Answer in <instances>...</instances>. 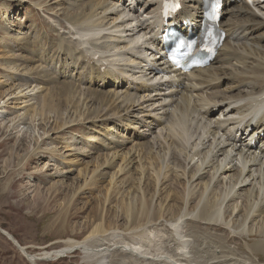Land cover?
Here are the masks:
<instances>
[{"label": "bare ground", "instance_id": "obj_1", "mask_svg": "<svg viewBox=\"0 0 264 264\" xmlns=\"http://www.w3.org/2000/svg\"><path fill=\"white\" fill-rule=\"evenodd\" d=\"M41 1L29 4L66 23L62 32L49 21L68 61L65 70L54 66L53 71L68 83L45 87L43 79L52 85L56 78L47 66L23 65L12 57L6 68L18 84L6 96L0 93V114L11 102L22 103L25 112L9 121L14 127L35 129L34 119L43 112L54 124L62 120V134L76 127L95 132L102 138L93 136L91 142L107 151L104 158L86 162L91 165L85 170L70 166L50 177L64 183L77 172L66 186L84 196L106 179L119 189L132 188L128 194L140 197V204L123 200L124 208L115 211L122 232L95 218L82 240L67 239L49 252H25L0 232L31 264L76 251L93 264H264V0H223L220 26L227 38L209 67L190 73L166 62L159 35L165 26L183 22L185 34L198 32L203 0H181L182 9L166 24L160 19L162 0ZM24 40L25 50L33 52L30 39ZM83 65L78 83L89 80L96 89L82 91L76 84L72 70ZM99 123L113 134H102ZM111 126L129 138L114 136ZM45 132L31 157L57 152L66 158L57 144L42 149L53 135L58 140V132ZM72 141L64 148L79 157L78 140ZM23 145L20 140L17 146ZM95 150L81 156L100 152ZM240 239L242 244L234 243Z\"/></svg>", "mask_w": 264, "mask_h": 264}, {"label": "rangeland", "instance_id": "obj_2", "mask_svg": "<svg viewBox=\"0 0 264 264\" xmlns=\"http://www.w3.org/2000/svg\"><path fill=\"white\" fill-rule=\"evenodd\" d=\"M17 1L18 0H0V93L6 96L8 93L13 92L15 90L14 86L18 84V81H11L10 78L12 74H9V70L6 68L9 64L5 63L7 60H12V57L15 56L16 59L19 57L18 59L20 61L17 62H21L23 65L33 67L42 64L52 71L53 75L56 77L53 81L54 84L51 85V82H45V79H43L42 84L45 87L68 83L65 78L57 77L53 71L54 66H57L58 71L63 70L68 61L67 58L61 54V49L59 48L61 37L58 33V29H54L49 21L58 25L62 32L67 29L65 26L66 23L63 21L56 23L55 20H50L46 11H37L32 4H29L33 3L32 1H36L37 3L41 0H29V3L21 5H19ZM126 1L127 5L128 0ZM21 34H26L24 37L28 40L30 39L32 42L31 50L33 52L25 50V40ZM83 67L84 65L72 70V75L74 80L76 79V84L83 88L82 91L86 88L96 89L95 86L90 84L89 80H83L81 84L78 83V79L83 78L85 71ZM111 88L113 90L114 85L113 87L108 86L104 88V90ZM70 94L72 95V93ZM8 98L9 96H7V99ZM24 105L25 104L22 103L16 104V102H11L8 104L9 108H6V112L9 113L7 119H4L6 112L3 111V115L0 114V230L2 229L10 234L21 247L26 248L25 252L30 254L61 249L63 247L62 242L67 239L72 241L82 240L94 225L93 223L97 221L95 218L100 219L98 222H101V220L107 222L105 227L109 226V223L112 222L113 225H110L111 228L115 227L113 230L116 229L117 232H122L124 228L121 227L123 222H119L115 211L117 209L120 210L121 207V209L124 208L123 200L128 203L136 202V205H138V203L140 204V197L137 198V201L132 193L128 194L127 190L132 188H127V190L119 189L116 187L117 185H108V181L102 179L97 183V188L88 190L87 195L84 196L80 195V191L77 193V191H73L66 186L67 184H71L72 180L70 179H75L77 177V172L69 174L70 179L64 183L61 181L62 178L60 177H50V175L54 174L56 171H61L63 173L68 171V167L70 166H72L71 170H85L87 166L89 167L91 165H86V162L92 163L93 161V164H95V158L99 156H102L101 158L103 159L107 151L91 142V137L93 136L102 137L93 131L84 130L80 127L67 131V134H62L59 127L61 126L60 123L62 120L60 123L56 124L57 122H55L54 124L53 118L49 121L47 114H45V117L42 114L43 112H39L34 119L36 120L33 123V125L36 126L35 129L33 128L34 126L30 127V129L29 126L25 127L23 125H21L22 127L15 125L14 127L13 123L9 121L15 116L25 112L23 107H26V105ZM0 110L2 111V109ZM30 117L32 118V115L28 116L29 120ZM10 127L11 129H9ZM111 127L115 131L114 136L120 134L126 139L129 138L127 133L122 131L121 128L116 126ZM98 128L102 134H104V132L105 134L107 133V135L113 134L111 132L108 133V131L106 132V128L100 125V123ZM46 130L47 132H51L50 134H52V131L58 132V140H61L58 141L57 137H55L56 135H53L52 137L55 139L47 140L45 142L46 144H43L42 149H47L49 151V149L57 144L56 147L66 158H62L57 152H55V155L51 154V152H45L42 154V157L38 159L31 157L30 154L34 153L33 150L37 147V142L40 144L41 136ZM73 138L78 140V142L75 143L77 144L75 147L78 149L77 151L80 153V156H74L77 158L68 156L72 155L73 151L68 152L64 148L66 142H73ZM20 140H23L24 143L21 149L17 146ZM97 148L100 152L96 155L88 156L89 158L87 156H81V153H84V151H92L93 149L97 151ZM27 154L29 155L27 156ZM25 156L27 157L24 158ZM92 167L93 166L90 167L91 170ZM139 178L141 179L142 186L145 185V179L143 177ZM134 183H137L136 180ZM145 187L146 186H144V188ZM104 191L106 193L108 192L107 196ZM179 192L184 195V191H182L181 188ZM149 197L150 196H147L145 199ZM164 197L166 199L168 198L167 195L163 196V198ZM117 205L118 208H116ZM93 219L95 220L93 221ZM115 224L118 226H115ZM119 226L121 228H119ZM205 231L207 233L209 232L208 230ZM234 243L242 244V241L240 239L236 240ZM84 255L85 254L82 252L76 251L58 260L42 261L39 262V264H93L91 262L92 259H86ZM0 264H31L23 252L1 232Z\"/></svg>", "mask_w": 264, "mask_h": 264}]
</instances>
